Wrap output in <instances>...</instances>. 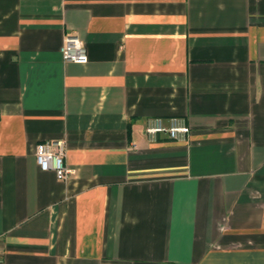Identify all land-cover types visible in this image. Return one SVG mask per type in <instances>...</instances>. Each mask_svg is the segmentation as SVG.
<instances>
[{"label":"crops","instance_id":"crops-1","mask_svg":"<svg viewBox=\"0 0 264 264\" xmlns=\"http://www.w3.org/2000/svg\"><path fill=\"white\" fill-rule=\"evenodd\" d=\"M0 264H264V0H0Z\"/></svg>","mask_w":264,"mask_h":264},{"label":"built area","instance_id":"built-area-1","mask_svg":"<svg viewBox=\"0 0 264 264\" xmlns=\"http://www.w3.org/2000/svg\"><path fill=\"white\" fill-rule=\"evenodd\" d=\"M61 58L65 63L86 65L87 50L81 39L69 33L65 35L60 49ZM189 127L183 118H171L164 123L162 119H148L144 126V136L150 143L157 142L161 137L175 142H186ZM65 145L61 140L46 141L35 146L34 157L36 164L42 171H50L62 182H66L73 175L74 170L64 163Z\"/></svg>","mask_w":264,"mask_h":264}]
</instances>
